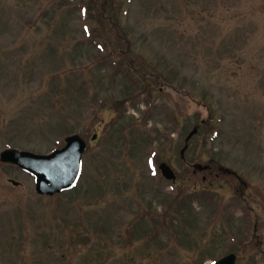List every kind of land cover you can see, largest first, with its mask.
Listing matches in <instances>:
<instances>
[{
    "label": "rangeland",
    "instance_id": "rangeland-1",
    "mask_svg": "<svg viewBox=\"0 0 264 264\" xmlns=\"http://www.w3.org/2000/svg\"><path fill=\"white\" fill-rule=\"evenodd\" d=\"M75 133L71 191L0 161V264H264V0H0V153Z\"/></svg>",
    "mask_w": 264,
    "mask_h": 264
},
{
    "label": "water",
    "instance_id": "water-1",
    "mask_svg": "<svg viewBox=\"0 0 264 264\" xmlns=\"http://www.w3.org/2000/svg\"><path fill=\"white\" fill-rule=\"evenodd\" d=\"M197 133L195 128L186 141ZM67 144L62 149L55 150L49 155H36L29 152H19L7 149L1 153V160L12 162L24 170L29 171L35 177L36 191L43 195H53L67 189H71L80 174L81 159L86 148L85 141L78 135L66 139ZM182 150V155L185 152ZM162 173L168 179H175L172 169L163 163L160 166ZM196 169L203 170L206 166L195 165ZM236 256L230 254L214 264H235Z\"/></svg>",
    "mask_w": 264,
    "mask_h": 264
}]
</instances>
